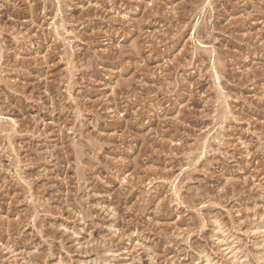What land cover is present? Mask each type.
<instances>
[{"label": "rangeland", "instance_id": "rangeland-1", "mask_svg": "<svg viewBox=\"0 0 264 264\" xmlns=\"http://www.w3.org/2000/svg\"><path fill=\"white\" fill-rule=\"evenodd\" d=\"M0 264H264V0H0Z\"/></svg>", "mask_w": 264, "mask_h": 264}]
</instances>
